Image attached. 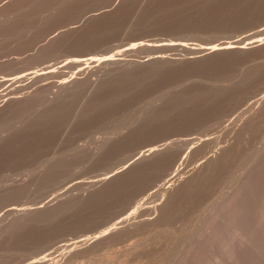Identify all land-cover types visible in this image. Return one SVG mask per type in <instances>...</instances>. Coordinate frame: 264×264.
<instances>
[{
	"label": "rangeland",
	"instance_id": "374dc122",
	"mask_svg": "<svg viewBox=\"0 0 264 264\" xmlns=\"http://www.w3.org/2000/svg\"><path fill=\"white\" fill-rule=\"evenodd\" d=\"M0 264H264V0H0Z\"/></svg>",
	"mask_w": 264,
	"mask_h": 264
},
{
	"label": "bare ground",
	"instance_id": "6f19581e",
	"mask_svg": "<svg viewBox=\"0 0 264 264\" xmlns=\"http://www.w3.org/2000/svg\"><path fill=\"white\" fill-rule=\"evenodd\" d=\"M89 82V81H88ZM96 239V238H95Z\"/></svg>",
	"mask_w": 264,
	"mask_h": 264
}]
</instances>
